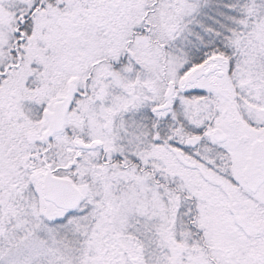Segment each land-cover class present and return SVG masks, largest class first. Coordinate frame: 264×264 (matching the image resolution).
I'll return each mask as SVG.
<instances>
[{
  "label": "snow or ice",
  "instance_id": "6c2138e0",
  "mask_svg": "<svg viewBox=\"0 0 264 264\" xmlns=\"http://www.w3.org/2000/svg\"><path fill=\"white\" fill-rule=\"evenodd\" d=\"M0 264H264V0H0Z\"/></svg>",
  "mask_w": 264,
  "mask_h": 264
}]
</instances>
